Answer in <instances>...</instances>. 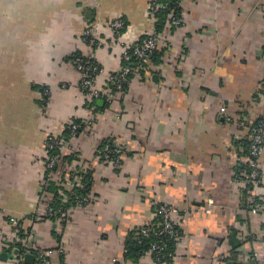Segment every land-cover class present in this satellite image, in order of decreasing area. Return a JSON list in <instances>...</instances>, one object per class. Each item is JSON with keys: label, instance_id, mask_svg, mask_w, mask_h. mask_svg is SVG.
<instances>
[{"label": "crops", "instance_id": "0c3cea01", "mask_svg": "<svg viewBox=\"0 0 264 264\" xmlns=\"http://www.w3.org/2000/svg\"><path fill=\"white\" fill-rule=\"evenodd\" d=\"M148 6L0 0V225L7 214L18 217L34 249H51L50 264H132L124 256L126 236L163 200L198 207L181 221L172 264H256L264 259V205L250 213L249 196L232 176L246 155L236 141L264 116V0H183L184 26L163 25L161 62L134 78L77 139L93 167L95 198L71 210L62 229L29 220L39 206L45 141L62 135L67 121L86 118L91 105L81 100L74 55L92 56L104 74L114 71L122 45L109 22L121 17L123 36L136 40L154 28ZM92 23L100 27L94 43L84 37ZM104 140L125 145L120 166L96 158ZM259 163L264 202V155ZM230 228L241 241L237 254ZM5 232L0 264H27L13 259ZM136 264L156 263L146 253Z\"/></svg>", "mask_w": 264, "mask_h": 264}, {"label": "built area", "instance_id": "2783aa9c", "mask_svg": "<svg viewBox=\"0 0 264 264\" xmlns=\"http://www.w3.org/2000/svg\"><path fill=\"white\" fill-rule=\"evenodd\" d=\"M168 1L170 0H149L148 11L155 24L159 19V12L167 9ZM182 1L180 0L178 2V6L181 8L179 13L170 10L166 14L164 29L167 26L173 29L184 26ZM108 26L112 29L114 37L122 45L119 65L114 71L104 74L105 71L100 68L92 56L76 54L72 60L73 65L81 74L80 89L87 96L86 100L90 103L94 99H102L107 104L113 103L125 91V87H128L134 78H138L144 69L146 71L151 69L154 52L160 50L162 45L165 46L167 42L165 39V31L163 29L157 31L155 27L136 40H128L123 36L126 29L125 22L119 16L114 17ZM99 31L100 27L98 24H89L84 31V37L88 42L94 43L97 40ZM88 107L86 118L81 119L80 122L69 120L65 123L64 126L68 129V136L60 135L49 137L45 141L44 151L46 152V157L44 160V174L38 190L39 195L45 200L39 202L37 211L29 215L30 221H39L37 219L39 215H49L54 219H50L48 216L45 220L52 221L53 225L58 227L61 219H69L71 211L68 208H60L54 211L52 204H50L53 195L44 191L42 185L45 181L44 176L46 171H54L55 167V169H58L59 164L62 163L60 161L61 156L64 154H72L74 156L72 162L69 164L65 163L61 167V170H66L63 175L60 176V173L58 175L56 172H49V178L55 176V173L58 176L57 184L59 189L57 194L62 197V201H66V196H68L67 192L73 190L75 187H84L82 173L84 172L85 164L87 162L89 163V161L80 153L77 139L84 130H87L94 124L97 117L101 114L100 111H95L93 105ZM221 113H224V109H221ZM236 123L238 125L243 124L242 121L238 122V120ZM246 130L249 145L248 154L245 155L244 162L248 164L249 169L247 172L242 171L240 177L234 178L233 181L238 186V189L240 188L242 191L248 187H252L249 195V202L251 203L249 211L252 214H256L263 207L257 191L261 184L262 175L259 160L264 155V121L257 120L256 123L251 122L247 125ZM113 141H102V146L100 144V147L96 151V158L116 168L120 166L121 157L125 152V145L122 142ZM229 146L231 147L233 144L230 143ZM232 148H230L231 152L233 151ZM48 152H51V154H48ZM83 201H86V203L83 204ZM90 201L89 194L83 200L76 199L79 206L88 205ZM212 203V199H207V207L204 209L206 213L210 212ZM197 208L192 205L178 207L173 203L163 200L155 201L152 203V210L154 217H158V222L141 224L137 235L148 236L154 233L158 237L165 236L177 241V245L179 246L182 237L179 232L181 229V221L185 220ZM4 212L3 209L2 213ZM4 217V224L0 225V235H7L5 231L9 232L11 241L9 239L8 241L10 244L13 243V248L17 253V255L12 254L13 259H16L17 256V258L20 257L25 262V256L32 255L35 261L34 264H50L49 257L51 249H34L33 245L29 243L28 232L24 230L23 221L11 214H7ZM18 242L21 243V247L15 245ZM164 247H166V244L161 241H156L151 244L149 253H154V261L156 264H158V261H161V257L158 254ZM57 250L63 252V248L61 247L57 248ZM256 262V264H264V259L257 258ZM27 264H33V262ZM160 264H165V262H161Z\"/></svg>", "mask_w": 264, "mask_h": 264}, {"label": "trees", "instance_id": "16d2710c", "mask_svg": "<svg viewBox=\"0 0 264 264\" xmlns=\"http://www.w3.org/2000/svg\"><path fill=\"white\" fill-rule=\"evenodd\" d=\"M179 1L180 0L168 1L169 3L167 6V9L159 12V19L156 22V24L154 25V27L157 31H161L163 29L166 14L170 10H173L176 13L180 12L181 8L178 6ZM162 55L163 54H162L161 50H157L154 52L153 57H152V61L154 62V64H159L161 62ZM126 90H127V87H125V91ZM91 105H93L95 107L94 108L95 111L104 110L105 108H107L109 106V104L105 103L102 99H94L91 102ZM257 120H263L264 121V116L258 118ZM257 120L253 121V123L254 122L256 123ZM74 121L80 122L81 119H75ZM62 135L68 136V129L64 128ZM236 143L237 144L243 143V145H245V154L247 155L248 154V145H249L248 138L247 137H246V139L243 138L241 141L238 140V141H236ZM101 146H102V144H101ZM45 153L46 152L44 151V160L46 157ZM48 154H51V152H48ZM239 155H241V154H239ZM242 155H243V152H242ZM73 158H74V156L72 154L71 155H66V154L62 155L61 160H60L62 163L59 164V168L55 169L56 168L55 167L54 171L53 170L46 171V173H45V176H44L45 181L43 182L42 187H43L44 191L53 195L50 204H52L54 211L58 210L60 208H68L69 211L76 209V208H82V206H85V205L79 206L78 203L76 202V199L77 200H79V199L83 200L84 198H86L88 196V194L91 198V201L95 198V194L93 193V190H92L93 167L91 165V161H89V163L87 162L85 164L84 172L82 173V175H83L82 181L84 182L83 188L75 187L73 190L67 192L68 196H66L67 197L66 201H62V199H61L62 197L57 194L59 186L57 184L58 183V181H57L58 176H56V173H58V175L60 173V176H62L66 170H61V167L64 166L65 163L69 164L70 162H72ZM43 169H44V167H43ZM248 169L249 168H248L247 163L240 164L233 171V176H232L233 179L240 177L241 172L242 171L247 172ZM49 172H53V173L56 172L55 176H52V178H49L50 177ZM42 179H43V176H42L41 180ZM251 190H252V187H248L247 189L243 190V192H245V194H246V197L250 195ZM42 200H45V199H42V197L40 195H38V201L41 202ZM260 201L264 205L263 200H260ZM82 203L85 204L86 201H83ZM246 205L247 206L249 205V207H250L251 203H246ZM248 210H249V208H248ZM48 216L49 215H46V216L45 215H39L37 219L40 221H44L45 218H48ZM51 218L52 217H50V219ZM52 219H54V218H52ZM158 220H159L158 217H153L151 220H148V222L157 223ZM67 222H68V219L67 220L61 219V221H60L61 229L63 228V226H65L67 224ZM139 228H140V225L135 226L131 231H129V233L126 236L125 246H124L125 258H128L132 264H136L143 255H145L146 253H149L152 243H154L156 241H158V242L161 241L162 243L166 244V247H164V249L159 252L158 256L161 257V261H158L157 263L160 264L161 262H165V264H172L173 263L172 260L174 258V254H175L176 248H177V241H174V240H172L168 237H165V236H161V237L159 236L158 237L154 233H151L148 236L137 235L139 233ZM59 232L61 233V231H59ZM179 232H180V236H182L181 229L179 230ZM55 233H56V230H55ZM60 233L58 235H60ZM236 235H237V231L234 230L233 228H230L228 230V243H229L230 251L233 252V254H237V251L239 249L238 247L241 246V241H239L237 239ZM12 244L13 243H11L10 245H12ZM15 245L18 247L22 246L20 242L15 243ZM150 255L152 256V258L154 260L155 259L154 253L152 252V254H150ZM223 260H228V259L224 258ZM221 263L223 264V261H221Z\"/></svg>", "mask_w": 264, "mask_h": 264}, {"label": "water", "instance_id": "95a60500", "mask_svg": "<svg viewBox=\"0 0 264 264\" xmlns=\"http://www.w3.org/2000/svg\"><path fill=\"white\" fill-rule=\"evenodd\" d=\"M32 261H33V256L32 255L25 256V262L26 263H32Z\"/></svg>", "mask_w": 264, "mask_h": 264}, {"label": "rangeland", "instance_id": "374dc122", "mask_svg": "<svg viewBox=\"0 0 264 264\" xmlns=\"http://www.w3.org/2000/svg\"><path fill=\"white\" fill-rule=\"evenodd\" d=\"M86 99H87V96L83 94L81 100L85 101Z\"/></svg>", "mask_w": 264, "mask_h": 264}]
</instances>
